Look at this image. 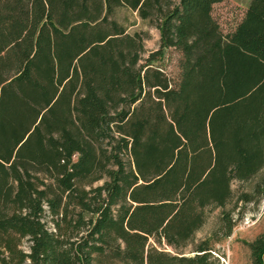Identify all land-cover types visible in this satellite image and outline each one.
<instances>
[{
	"label": "trees",
	"instance_id": "trees-1",
	"mask_svg": "<svg viewBox=\"0 0 264 264\" xmlns=\"http://www.w3.org/2000/svg\"><path fill=\"white\" fill-rule=\"evenodd\" d=\"M224 1L0 0V264H221L196 234L264 195V0L228 33Z\"/></svg>",
	"mask_w": 264,
	"mask_h": 264
},
{
	"label": "rangeland",
	"instance_id": "rangeland-1",
	"mask_svg": "<svg viewBox=\"0 0 264 264\" xmlns=\"http://www.w3.org/2000/svg\"><path fill=\"white\" fill-rule=\"evenodd\" d=\"M251 0H225L214 7V17L219 21L223 31L228 33L234 30L241 22ZM115 19L123 24L128 32H147L150 38L145 42L146 53L143 58L149 57L150 53L156 52L160 47V33L155 27L143 22L137 13L128 9H120ZM179 53L169 50L158 66L163 67L172 77L178 74ZM262 177L258 176L248 182H234L233 201L225 209H213L210 212L207 223L196 234L195 243L209 239L215 250V256L221 264H255L252 256L251 245L258 237L264 235V195L258 193L256 187L261 183ZM244 193H251L253 201L246 203L243 200ZM224 212L230 213L236 227L231 237L224 239L221 217ZM25 248L28 243L24 244ZM172 251L171 249H168ZM191 251L189 247L185 253ZM173 252V251H172Z\"/></svg>",
	"mask_w": 264,
	"mask_h": 264
}]
</instances>
